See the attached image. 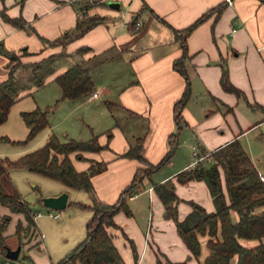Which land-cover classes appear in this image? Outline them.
<instances>
[{
	"label": "crops",
	"instance_id": "crops-1",
	"mask_svg": "<svg viewBox=\"0 0 264 264\" xmlns=\"http://www.w3.org/2000/svg\"><path fill=\"white\" fill-rule=\"evenodd\" d=\"M109 2H117V6H110ZM220 3L218 15L209 13L186 37L188 56L184 66L190 96L181 111L177 148L167 162L145 176L137 191L127 197L131 213L118 210L113 215L116 225L106 228L122 264H203L208 254L207 235H199L198 256L186 246L175 221L164 215V204L153 188L155 183L168 179L174 182L178 219L191 210L189 201L213 211L215 206L205 181L180 183L176 174L197 161H211L206 157L211 151L234 139L264 177V0H0V13L25 21L17 26L0 14L3 47L19 55L21 63L55 56L52 70L39 86L29 79V69L15 68L14 74L23 89L10 106L6 120L0 123V138L9 139L0 141V158L15 159L44 144L51 133L61 140H86L95 134L103 145L100 150L82 151L81 157L72 152L69 158L78 171L87 169L91 160L106 162V167L91 177L95 197L106 203L118 199L142 165L136 158L120 157L136 137L143 136L142 153L146 160L157 163L168 148V135L176 130L174 104L186 81L174 68L181 48L172 28L188 26ZM145 5L154 13L143 8ZM81 14H98L105 19L65 45L54 41L72 30ZM133 21L139 23L136 29H132ZM81 47L87 49L78 52ZM22 48L27 52L22 53ZM97 56L105 58L90 69L93 92L97 95L92 96V92L78 99L59 100L47 117L46 127L25 143H13L24 140L29 132L21 116L23 111L48 107L60 98L61 89L55 76L77 61ZM8 62V57L0 52V82L8 77ZM222 65L230 82L241 91L239 95L222 88ZM100 96L104 97V106L97 102ZM89 102L94 103L90 109ZM113 109L121 112L128 132L114 123ZM56 113L62 116L56 117ZM10 179L13 182L12 175ZM57 183L54 189L35 191V202H39L40 196L68 194L62 214L51 216L47 208L45 215L52 219L49 226L41 222L39 212L35 213V241L24 243L21 231L18 242L15 226L18 221L24 225L26 220L22 213L0 205V213L11 217L3 232L8 246L21 245L15 260L20 261L25 248L23 254L32 263L55 264L85 237L86 222L92 214L91 194ZM13 184L20 192L18 183ZM36 188L33 185L32 190ZM263 208L264 205L259 209ZM231 215L236 218L234 212ZM261 241L264 243V236ZM258 242L251 241L250 245ZM3 256L9 263L13 261Z\"/></svg>",
	"mask_w": 264,
	"mask_h": 264
},
{
	"label": "trees",
	"instance_id": "trees-1",
	"mask_svg": "<svg viewBox=\"0 0 264 264\" xmlns=\"http://www.w3.org/2000/svg\"><path fill=\"white\" fill-rule=\"evenodd\" d=\"M143 8L153 12L147 5ZM221 8L222 3L202 13L188 26L180 29L172 28L174 37L179 40L181 48L180 56L173 62L174 68L185 77L186 81L181 96L174 104V120L177 127L168 135V148L157 163H150L144 157L142 153L143 136H137L135 142L120 154V157L136 158L142 165L136 169L131 182L121 190L116 201L106 203L98 200L92 186V175L102 171L106 167V162L91 160L87 169L78 171L69 158L72 152H77L76 155L81 157L80 152L82 151L100 150L103 145L99 144L95 134L86 140L74 138L61 140L56 134L51 133L44 144L15 159L0 158V205L7 207L11 212L22 213L27 221V227L33 231H35L33 222L35 212L12 183L8 171L10 168H24L91 194L92 204L89 208L92 214L86 222L85 237L55 264L121 263V257L106 228L116 225L113 215L118 210H123L127 214L131 213L127 205V197L137 191L138 184L145 176L150 175L161 164L167 162L177 148L181 111L190 96L189 79L184 66V59L188 56L186 37L209 13L218 15ZM0 14L14 25L22 26L25 23L21 17L9 18L3 11ZM155 16L163 20L159 15L155 14ZM104 19L105 17L98 14L78 17L74 28L64 32L54 41L65 45ZM133 20H136V17H133ZM86 49L87 47H81L78 52ZM0 52L9 59L8 77L0 82V123H2L7 118L10 106L20 97V91L23 89L20 80L14 74L15 68L22 66L29 69V79L34 85L39 86L43 84L46 74L52 70L55 56L51 55L36 62L21 63L19 55L8 51L1 43ZM26 52V49L22 48V53ZM104 59V56L82 59L56 75L54 80L60 86V98L48 107L23 111L21 116L29 132L24 140L13 141V143H25L46 127L48 113L59 100L78 99L92 93L94 86L90 69ZM220 84L225 91L238 95L241 93L230 82L224 65H222ZM8 140L6 137L0 138V141ZM206 157L211 158V161H197L194 166L178 172L176 180L180 183L190 180L205 181L215 209L207 211L202 205L189 201L191 210L184 218L178 219L176 209L178 197L174 192V182L168 179L153 185L154 191L164 204V215L175 221L180 237L195 256H198L201 251L199 235H207L206 245L209 251L203 264H264V243L261 241L264 236V208L259 209L264 205V182L260 180L256 167L237 139L211 151ZM232 212L236 214L235 219L232 218ZM10 218L8 214L0 215V251L3 255L6 252L5 247L8 246L6 235L3 232ZM21 231V222L18 221L15 226V233L18 237ZM243 239L259 242L246 245L242 242ZM30 264L34 263L30 261Z\"/></svg>",
	"mask_w": 264,
	"mask_h": 264
},
{
	"label": "rangeland",
	"instance_id": "rangeland-1",
	"mask_svg": "<svg viewBox=\"0 0 264 264\" xmlns=\"http://www.w3.org/2000/svg\"><path fill=\"white\" fill-rule=\"evenodd\" d=\"M84 8L86 9V6ZM86 16H88V15H84V16H83V14L80 15V17H86ZM96 72L97 71H95L94 74H96ZM97 102H100V106H104L103 105L104 97L100 96L97 99ZM93 104H94L93 102L88 103L89 109L91 108L90 106ZM54 109H55V107H53L52 110H50V112L48 113V116L52 111H54ZM113 111L116 112L114 123H116V125H119L121 128H123L125 132H128V130H126L127 129V123H126L125 119L123 118L121 112L118 109H113ZM55 116L60 117L62 115H60L59 113H56ZM132 128H134V127H132ZM262 131L264 132V129ZM189 153H190V151H189ZM9 170L11 171L10 175H12L13 182L15 181L18 183V185L20 187V192H22L24 198L29 202L33 211L36 210V212L34 211L35 213L39 212L40 213L39 218H40L41 222H43V224H45L46 226H49L52 222V219H50L47 215H45L46 212H48L47 208L42 206L40 204V202H37V201L35 202V197H36L35 191H38V192L43 191L44 192L45 190L47 191L50 189H54L55 187H57L59 185V183H57L58 181L53 180L51 178H48L46 176H43L41 174H38L36 172L28 171L27 169H24V168L23 169H19V168L11 169L10 168ZM33 185L38 186V188H36L34 191L32 190ZM27 191H29V192L26 193ZM3 209L7 211L6 208H3ZM49 210L52 211V209H50V208H49ZM57 211L60 212L61 214L63 212L62 209L57 210ZM0 215H1V213H0ZM11 224H12V222H11ZM11 224H10V226H11ZM10 226H8V227L10 228ZM21 227H22V234L21 233L20 234L23 235L22 237L24 239V243H28L29 241H35L37 234L35 231H33V229H31L30 227H27V221H25L24 225H22V223H21ZM7 241H8V239L6 238V242ZM251 241H254V240H245V239L242 240V242H244L246 245H250ZM18 242H21V237H18ZM13 244H15V240H13ZM25 251H26V249L23 248L22 253L20 255V258H19L20 262L30 261L29 257L26 254H23V253H25ZM33 251L37 252V249H34ZM1 258L4 259L3 254L0 255V259Z\"/></svg>",
	"mask_w": 264,
	"mask_h": 264
},
{
	"label": "water",
	"instance_id": "water-1",
	"mask_svg": "<svg viewBox=\"0 0 264 264\" xmlns=\"http://www.w3.org/2000/svg\"><path fill=\"white\" fill-rule=\"evenodd\" d=\"M110 6H117V2H109ZM264 162V160H263ZM67 198L68 194L66 192H61L58 195H48V196H40L39 197V202L42 206L46 208H50L52 210H61L65 208L67 204ZM6 252H5V257L15 260L18 258L19 251L21 248L20 244H17L15 248H10L9 246H6ZM122 264V263H119Z\"/></svg>",
	"mask_w": 264,
	"mask_h": 264
},
{
	"label": "built area",
	"instance_id": "built-area-1",
	"mask_svg": "<svg viewBox=\"0 0 264 264\" xmlns=\"http://www.w3.org/2000/svg\"><path fill=\"white\" fill-rule=\"evenodd\" d=\"M228 2H231V0H227ZM138 25H139V23H138V21H135L134 23H133V28L132 29H136L137 27H138ZM97 95V92H93L92 93V96H96ZM197 159H199L198 157H197ZM258 176H259V178H260V180H264V177H263V175L262 174H260V173H258ZM49 214L51 215V216H57L59 213H58V211L57 210H52V211H50L49 212ZM0 264H29L28 262H24V263H21L20 261H18V260H13V261H11L10 263L8 262V261H1L0 262Z\"/></svg>",
	"mask_w": 264,
	"mask_h": 264
}]
</instances>
